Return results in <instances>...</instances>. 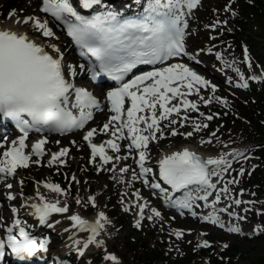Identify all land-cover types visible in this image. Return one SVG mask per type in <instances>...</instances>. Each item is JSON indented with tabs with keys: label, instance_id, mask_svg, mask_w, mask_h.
<instances>
[{
	"label": "rangeland",
	"instance_id": "rangeland-1",
	"mask_svg": "<svg viewBox=\"0 0 264 264\" xmlns=\"http://www.w3.org/2000/svg\"><path fill=\"white\" fill-rule=\"evenodd\" d=\"M23 1L25 0H0V20L15 11L21 20L40 14L38 15L41 16L40 18L51 21L40 10L41 0H37L34 4L28 0L21 3ZM248 1L203 0L193 11L186 32V43L191 53L189 55L192 56L189 64L206 78L208 86L205 90L199 89V95L194 99L198 110L181 111L179 115L171 116L170 120L174 119L177 122L161 124V132L156 135L157 137L162 135L163 138L151 140L147 148L151 162L158 161V156L164 149L174 150L186 146L210 155L234 153L230 162L231 167L226 170L220 189L228 188L226 198L221 199L224 200V205H230L231 209L239 211L240 217L236 219V227L240 229V233H231L201 222L197 217L199 213L202 215L203 211L196 212L197 217L192 213L190 215L193 218L183 217L179 211L163 205L157 194L149 189V185L142 183L138 185L139 190L150 200V204L157 205L161 210L162 221L157 224L146 219L137 227L136 209L131 211L125 206V203L133 198L134 186L132 185L128 195L124 187L110 188L108 181L112 178L109 175L112 166L101 170L98 165L100 161L92 159L91 149L83 139L85 131L94 126L97 127L98 134L96 142L109 138L108 133L101 132V124L96 119L87 129L78 131L70 137L62 138L50 132L45 134L50 140V143L46 144L48 150L69 148L67 159L64 165L53 167L49 166L46 160L39 161L33 157L27 168L18 170L23 186L19 185L17 177L13 179L12 183L17 187V198L11 200L4 197V194L8 193L6 188L0 193L4 206L0 210L3 234L5 228L14 221L11 208H21V195H33L37 181H49L54 178L57 184L68 191L69 200L72 199L73 202L70 211L62 215L50 216L45 224L36 227V234L41 237L48 236L53 240L50 247L47 246L46 254L49 249H55L63 242V238L59 239L58 230L51 227V224L61 219L68 221L69 215L76 207H81L86 215L104 209L116 232L112 244L106 242L97 249L89 251L90 253L85 256L76 252L72 256L65 255L62 257L64 264H113L106 259L109 255L115 256L119 264H256L264 256V195L254 191L255 186L251 182L264 176L263 159L257 154L263 144H259L257 137L250 133L249 122L240 117L237 104L247 100L252 101L258 94H264V59L260 57V48L264 47V27L260 26L264 25V17L260 11L258 16L247 11ZM2 9H8L7 14L3 15ZM57 34L59 35L57 45L64 54L66 66L71 65L76 69V84L100 94L99 91L104 87L97 85L100 89L98 90L97 86L90 85L88 69L83 59L72 49L64 33L58 30ZM217 56L223 63H227L230 69L221 67L215 59ZM81 65L83 68L80 67ZM254 75L258 76L254 77ZM80 78L85 79V82H81ZM245 83L248 85L246 88L242 86ZM213 86L215 92L212 91ZM253 88L256 89V94L250 93ZM201 96L204 100L200 99ZM205 101L209 102L205 104ZM224 101L226 103H223ZM183 116H187L188 119L183 120ZM208 116H212V119H206ZM222 116H227L229 121L224 123L223 120L226 118ZM195 124L208 126L201 127L197 131L194 129ZM212 126L214 127L211 129ZM172 131H176L177 135L173 136ZM189 132L192 133L190 137L186 135ZM3 134L5 131L1 126L0 136ZM32 135L37 136L36 133ZM250 137L256 140L253 141ZM3 152L4 150L0 149V153ZM131 154L136 160L135 153L127 150L122 157ZM135 160L127 164L129 171L135 170L133 168V165H137ZM80 175H82L81 179L78 180ZM229 181L233 182L229 183ZM137 182H140L138 178L135 179V183ZM78 184L83 185L82 194L77 189ZM91 197L96 200L95 207ZM77 200L80 203H77ZM237 200L240 203L235 207ZM17 219L32 226L36 225L29 216L20 215ZM248 226L249 232L254 231L251 235L245 233V228ZM178 228L182 233L180 239L173 236ZM66 232L65 234L68 233ZM113 234L114 232L112 236ZM203 237L207 238L209 241H205L211 245L208 250L199 246L203 244L201 243ZM145 245H149V252L154 253L150 258ZM229 248L232 249L231 254L224 256L222 252Z\"/></svg>",
	"mask_w": 264,
	"mask_h": 264
},
{
	"label": "snow or ice",
	"instance_id": "snow-or-ice-1",
	"mask_svg": "<svg viewBox=\"0 0 264 264\" xmlns=\"http://www.w3.org/2000/svg\"><path fill=\"white\" fill-rule=\"evenodd\" d=\"M200 2L201 0H151L144 9V15L136 19H121L120 14L114 11L98 14L88 19L78 14L72 0H42L40 10L67 26L68 35L81 50V56L86 59L94 58L95 62L88 69L92 77L96 78L103 74L120 83V87L107 92L109 111L113 115L102 127L105 134L109 132L110 126L114 129L111 132L113 139L99 145L93 143V137L97 132L95 128L83 137L88 142L93 160L99 157L104 164L110 163L113 157L106 153L105 145L113 152H119L121 145L116 142L117 140H130L129 148L147 149L150 140L163 138L162 135L160 137L156 135L161 132L160 121L169 120L173 114L179 115L181 106L184 111L198 110L197 104L187 99H182L179 104L169 107L177 97L192 95L195 86H208L206 80L183 64H172L137 75L128 82L123 81L125 76L139 64H164L169 59L184 53L185 29L188 25L182 19L184 15L182 9L186 7L188 11H191ZM100 3L101 0H78L79 6L85 9ZM11 15L14 16L15 13ZM69 18H74L76 23H71ZM30 21H34V29L43 37H54L47 21L41 22L29 17L24 19L23 23L29 24ZM48 47L52 49V53L46 51L45 46L36 43L26 34L0 30V114L14 120L23 133L18 144L14 142L12 147L3 152L0 158V174L14 175L18 168L29 166L31 157L24 150L25 140L30 130L39 132L48 128L64 134L75 129H82L93 118L92 109L100 108L99 102L91 92L75 87L66 78L68 75L76 76L77 72L71 65L65 66V57L60 49L53 44H49ZM219 58L217 56V59ZM80 67L83 68V65ZM149 81L150 83H147ZM242 86L246 88L248 85L245 83ZM212 91H216L214 86ZM73 94L74 102L72 101ZM195 94L199 95V88H196ZM200 99L204 100V97L201 96ZM128 101H130V106L126 108ZM208 102L205 101V104ZM158 110L159 115H157ZM146 111L150 115H138ZM182 119L187 120L188 117L183 116ZM206 119L211 120L212 116ZM169 122L174 124L177 121L173 119ZM141 124L144 125L143 128L139 127ZM207 126V124H195L194 129L199 131L201 127L206 128ZM145 132L149 135H145ZM171 134L175 136L177 132L172 131ZM186 135L190 137L192 133L189 132ZM45 144H47L46 139H40L34 143L31 146L32 153L38 157L43 156ZM0 147L3 145L0 144ZM68 152L69 150L64 148L53 154L48 162L49 166L57 161L63 163L61 157L67 156ZM145 159V151H139L138 163L141 176L151 171L145 168ZM36 162L39 163V161ZM210 166L226 171L231 167V163L224 157L203 160L188 149L176 151L166 155L160 161V179L175 191L197 185L199 190L205 194L196 199L207 201L208 196L212 194L209 190H215L216 187L211 183L210 177L218 175L215 168H210ZM127 170V168L122 169L124 172ZM232 182L229 181V183ZM144 183L147 184L148 181L145 180ZM7 186L12 187L11 184ZM43 187L52 193L66 194L59 185L44 183ZM151 187L160 189L158 183H152ZM222 191L227 193L228 188L225 187ZM38 198L41 203L32 204L31 207L35 210L34 214L41 224L46 223L53 213L68 211L67 206H58L60 203L58 200L55 203L47 202L45 197L39 193ZM9 199H14V197L10 196ZM90 199L95 207L94 198ZM219 201L220 196L217 194L215 203ZM77 203L80 201L77 200ZM192 203L193 197L187 194L185 199L175 201L172 206L191 209ZM235 203L239 205L240 201L237 200ZM206 206L213 207V205ZM220 211H225V209H220ZM143 212L144 206L142 205L140 206L141 219H143ZM153 214L160 216L155 209H153ZM192 214L196 215L194 212ZM70 219L81 231H90L92 234L83 244L84 249L94 243L97 247L102 246L103 242H97L96 237L100 235V230L105 226L101 221L107 222V217L103 212L99 213L94 223H89L79 215H73ZM203 219L221 228L224 227L215 214V210ZM136 226L139 227V223ZM14 229H18L21 239H17V236L13 234ZM6 231V243L0 240V257L3 256L6 246L20 258L31 257L38 250L47 251L48 241H42L38 248L37 241L21 226L19 220H16L13 226L7 228ZM227 231L240 233L238 227L228 228ZM176 236L180 239L182 233L177 232ZM76 243L79 244V241ZM199 246L209 247L210 245L205 241ZM80 254L83 255V252ZM106 259L112 261L113 264H119L113 255L107 256Z\"/></svg>",
	"mask_w": 264,
	"mask_h": 264
},
{
	"label": "bare ground",
	"instance_id": "bare-ground-1",
	"mask_svg": "<svg viewBox=\"0 0 264 264\" xmlns=\"http://www.w3.org/2000/svg\"><path fill=\"white\" fill-rule=\"evenodd\" d=\"M26 1V0H25ZM25 1L21 2V3H25ZM30 1V3L34 4L36 3L37 0H28ZM105 2H107L108 0H104ZM118 2V7L120 8H124L123 4H127L129 3L128 0H115ZM135 2L138 1V0H134ZM72 3L73 5H78V0H72ZM140 3V2H139ZM101 4V3H100ZM142 4V3H141ZM142 6V5H141ZM127 8V7H125ZM102 11H103V14L108 12V11H111L109 8H106V6H102L100 8ZM129 9V8H128ZM183 13H184V16L188 15L191 11H188V9L186 7H184L182 9ZM12 13H15L14 16H12L11 14ZM40 15V14H38ZM36 15L35 17V20H39L41 22H44V21H47L48 23V27L53 31L54 33V37L52 38H45L42 36V34H40L39 32H37L34 27H33V24H34V21H30L29 24H24L23 23V20L19 19V16L17 14V12L15 11H12L7 18L5 19H2L0 20V30H11V31H15V32H18V33H21V34H26L29 36L30 39H33L35 40L36 43L38 44H41L43 46H45V50L46 51H49L50 53H52V49L48 47L49 44H53L55 45L56 47H59L57 45V41H58V38H59V35L57 34L58 32V28L56 27V25L54 23H52V21H49V20H46V19H43V18H40L41 16H38ZM29 18V17H27ZM186 17H184L183 19H185ZM17 21H20V23H17ZM54 54V53H53ZM84 57V56H82ZM215 59L217 60V62L219 63V65L225 69H230V66L227 64V63H223L220 58L217 59V57H215ZM195 60V59H193ZM172 64H183L185 65L186 67H188L189 69H191L192 71H195L197 73V75H199L202 79L205 80V77L200 74L199 72H197L194 67H192L191 65L183 62V61H180V60H176L174 62H168L166 64H164V66L160 67V68H163V67H167L169 65H172ZM75 69V67H73ZM160 68H155L153 70H150V71H154V70H158ZM232 68V67H231ZM146 73V72H145ZM145 73H142L141 75L145 74ZM83 74V73H82ZM258 75H254V77H257ZM81 77V76H80ZM70 82L74 84L75 87L77 88H84L83 86H79L76 84L75 82V76H71L69 78ZM243 80V79H241ZM80 81L81 82H85V79H81L80 78ZM130 81V80H129ZM128 82V81H127ZM147 83H150L147 82ZM87 84H89V82L87 81ZM90 85H94L90 82ZM120 87V86H119ZM141 87H143V85H141ZM99 88V87H97ZM116 88L118 87H110V88H107L106 90H101L99 93L100 94H96V95H93L97 101L99 102V105H100V108L99 109H92V112L93 114L97 113V115H95L94 118H96L97 120H99L98 122L101 124V128L103 127V125L105 123H108L109 120H110V117L113 115V113H111L109 111V108H110V104L107 100V92L108 91H111V90H115ZM196 88H201L200 86H195L194 87V90H196ZM135 90V89H133ZM182 91H185V89H181ZM195 93H193L192 95L190 96H186V97H177L176 99H174L172 101V104L169 105V107L173 106V105H177L180 103V101L182 99H187L189 101H193V98L195 97ZM72 101L74 102V94L72 96ZM130 106V101L126 102V105L125 107H129ZM181 111H184L183 110V107L181 106ZM189 111V110H188ZM138 115H150V113H148L147 111L145 113H138ZM157 115H159V110L157 112ZM173 116H176V114H173ZM171 118V117H170ZM170 118L169 120H162L160 121V125L163 124V123H167V124H170ZM113 124H115L116 122H112ZM1 127V125H0ZM139 127L143 128L144 125H139ZM94 127L92 128H89L84 136L86 135V133L88 131H90L91 129H93ZM96 129V128H95ZM114 129L110 126V129H109V138L108 139H105L104 141L100 142V144L104 143L105 141L109 140V139H113L112 135H111V132L113 131ZM103 132V131H102ZM97 133V132H96ZM104 133V132H103ZM125 134H126V130H125ZM145 135H149L148 132H145L144 133ZM8 136V135H7ZM15 137H12L10 136L11 138L7 139L4 135L0 136V144L3 145V147H1L0 149H3L4 151L8 150L10 147L13 146V143H17L18 144V141L23 137V135H19V134H16L14 135ZM96 137V134L94 135L93 137V140L94 138ZM40 139H45V137H42V136H39V137H34L33 135H28V137L26 138L25 140V144H26V147H25V153L28 154V155H31L33 156L35 159H38L39 161H44L46 160L47 162H49V160L51 159V156L55 153H58L60 152L62 149L64 148H67L69 150L68 147H60L59 149L57 150H53V151H50L47 149V146L46 144L44 145V155L43 156H36L32 153L31 151V146L36 143L37 141H39ZM92 140V141H93ZM85 141V140H84ZM87 142V141H86ZM118 144L121 145V147H123L126 142H127V150H129L130 153H135V159L132 158V154L129 155L128 157L123 158V157H120V152H113L111 149H108L107 146L105 145L106 147V153L110 156L113 157L112 161L108 164H104L101 160L100 162V168H105V167H110L112 166V170L109 171V175L112 176V178L109 179V187L112 188V187H124V190H128L132 187L133 183H135V179L139 178V179H142V180H148L149 177L151 179V183H148L151 187V184L154 182V178L155 176L157 175L156 171L160 165V161L166 156V155H170L172 154L173 152H176V151H181L182 149H188L190 151H193L197 154H199L202 158H204L205 160L206 159H219L221 157H224L226 158L229 162H231V160L233 159L234 157V153L232 152H227L225 154H221V155H210L206 152H202V151H199L198 149L194 148V147H191V146H186V147H181L179 149H164L161 151V153L159 154L158 156V161L156 162H149V161H144V166L145 168H148L150 169L151 171H149L148 173H146L145 175L141 176L140 175V167H139V151H145V153L147 152L146 149H140V150H137L135 148H129V145L131 144V141L128 140V139H125V140H117L116 141ZM125 148V147H124ZM69 153V152H68ZM2 154L3 153H0V158H2ZM117 155V156H116ZM68 156V155H67ZM67 156L65 157H61V160L63 161V163H60V161H57L56 163L52 164L51 166H62L64 165V162L66 161L67 159ZM117 157H119V159H117ZM135 160V162L137 163V165H133V168L135 169L134 171H129L127 170L126 172L122 171V169L124 168H127V164L128 163H131ZM31 162V161H30ZM30 162H29V165H30ZM239 162V161H238ZM211 168H215V170L217 171L218 175H215V176H211L210 177V181L211 183L215 184V190H209L212 192V194L210 196H208V200L205 201V200H201V199H196V197L198 196H202L204 195L205 193L203 191H200V192H195V191H188L184 196H179V197H176L174 200H172L171 202H174L177 201V200H183L186 198V195L187 194H190L192 197H193V203H192V207H195L196 203L199 202L200 206L201 207H205L204 210V217L208 216L210 213H212L214 210H215V214L219 217V221L220 223H222L221 221V218L224 217V211H220L219 209V206L217 203H215L216 201V196L217 194H219L220 196V200L221 199H225L226 198V194L227 193H224L222 191V189H220V183L223 182L224 180V177H225V174H226V171L222 170V168H216V166H211ZM19 170V168L17 169ZM152 173H154V175L150 176ZM81 176L80 175L78 177V180L81 179ZM17 177L18 179V183L19 185H21V177L18 176V172L16 171V173L14 175H3V174H0V193L2 192V190L4 188H6L8 191V193H5L4 194V197H7L9 198L10 196L11 197H14V199H11V200H15L18 196V193H17V187H15V185L12 183L13 182V179ZM126 177V178H125ZM54 178H51V180L49 181H37L36 183V186H35V192L33 195H25V194H22L20 197V200H21V204H20V207L21 208H17V207H13L11 208V213L12 215L14 216V221L12 222V224H10L7 228L9 227H12L14 222L16 220H19L21 221L20 219H17V216H29L31 217V219L34 221V223L36 225H30L28 223H25V222H21V226L25 228V230L29 233V235L35 239L37 241V247L39 248V244L44 241V240H47L48 241V244L47 246L50 247L49 245L52 243V239L50 240L48 236L46 237H41L39 236V234H36V227L39 226V225H43L39 222L38 220V217L34 214L35 210L31 207L32 204H40L41 201L39 200L38 198V193L39 195H43L45 197V200L47 202H52V203H55L57 200L60 202L58 204L59 207H64V206H67L68 208V211H70V206L72 205V199L69 200V193L67 190H65L62 186H60L59 184H57V182H55L53 180ZM5 180V182H3ZM129 181H134L133 183H130ZM126 182V183H125ZM44 183H51V184H55V185H59L61 187L62 190H64V192L66 193L65 195H59V194H56V193H52L50 192L48 189H45L43 187V184ZM8 184H11L12 187L9 188L7 185ZM127 184V185H126ZM23 186V185H21ZM77 189L79 191L80 194H82V191H83V185L82 184H78L77 185ZM151 191L153 192H157L158 189H153L151 187ZM161 190V188L159 189ZM157 196L159 197V201L167 206L169 203H170V197L168 195V192L167 190H163V191H160L158 193H156ZM139 197V198H138ZM91 198H94V197H91ZM96 202V200H95ZM150 200L148 198H146L144 196V194L141 192V191H136L134 193V197L133 199L129 200L128 203H126V206L127 207H132V208H136L137 209V218H139V222L144 220L145 218H148L151 220V222H154V223H157V224H160L161 223V211L160 209L157 207V206H154V205H150ZM144 206V212H143V219H141V215H140V206ZM206 205H213V207H208ZM191 207V208H192ZM0 208L2 209V205L0 206ZM173 209H176L178 210L181 215L184 217V212H181L180 210H183L181 208H178V207H171ZM21 209V210H20ZM22 209H24L23 213H22ZM153 209H155L156 211H158L160 213V216H155L153 214ZM15 210V211H13ZM67 211V212H68ZM103 212L104 215L107 217V222H104V221H101L102 223H104V228L100 230V235L96 237V241L97 242H100L102 241L103 244H105L107 242V244H112V240L116 237V232L113 230V227H112V224L110 223V220L108 218V214L107 212L104 210V209H99L97 210L96 212L90 214V215H86L83 213V210L81 209V207H76L72 212L71 214L69 215L70 217L73 216V215H79L82 219L88 221L89 223H94L98 217H99V213ZM54 213L51 215L53 216ZM236 215V214H235ZM231 216L230 217V220H231V224L226 226L225 229L227 230L228 228H231V227H236L237 224L234 220V217L236 216ZM70 217L68 218V221H65V220H58L57 222L51 224V227H54L55 229L58 230V234H59V239H62L63 242L61 244H59V246L55 249H49V251L47 252L48 255H51V257L53 258V262L51 264H64V260H62V257L67 255V256H72V254L74 252L76 253H81L83 252V255L82 256H85L87 254H89L91 250H95L97 249L98 247L96 246V244H90L89 247L87 249H84L83 248V244L85 242H87V240L89 239V237L92 235L90 231H81L77 226H74V222L70 219ZM203 223H206V221L203 219L202 220ZM209 223V222H207ZM45 224V223H44ZM192 224V223H191ZM110 225V226H109ZM216 227H218V225H214ZM5 228V231H4V237L5 239L7 240V231ZM69 229V230H68ZM68 230V231H67ZM68 233H67V232ZM65 232L67 234H65ZM112 232H114L113 236H112ZM177 232H181L180 229H177L176 233ZM175 233V235H176ZM13 234L17 236V239H21L19 237V232H18V229H14L13 231ZM79 241V244H77L76 242ZM205 242V238L201 239V243H204ZM46 253H43V250H38L34 255L33 257H39L42 259V257L44 256H47ZM28 259V261H32V259L30 257H25L24 260L22 262H25L26 260L25 259ZM21 259L20 257H18L17 261H21L19 260ZM44 260V259H43ZM20 262H18L19 264ZM26 263V262H25ZM49 264V262H47Z\"/></svg>",
	"mask_w": 264,
	"mask_h": 264
},
{
	"label": "trees",
	"instance_id": "trees-1",
	"mask_svg": "<svg viewBox=\"0 0 264 264\" xmlns=\"http://www.w3.org/2000/svg\"><path fill=\"white\" fill-rule=\"evenodd\" d=\"M249 3L246 4V10L249 12H252L256 14L257 16L259 15V11L262 17H264V2L263 0H249ZM260 27H264L263 24H261ZM260 57L264 59V47L260 48ZM250 93L256 94L257 91L256 89L250 90ZM237 108L240 113V117L244 118L246 121L249 122V128H250V133L252 135H255L254 137H257L259 144H263L260 147V151H258V154L260 157L263 159V164H264V94L261 95L258 94L256 98H253L252 101L247 100L244 102H239L237 104ZM223 115V113H220ZM226 118L224 121L227 122L229 119H227V116H222V118ZM240 118V119H242ZM236 119V118H235ZM233 122V121H232ZM214 126H212L213 128ZM254 137H250L253 141L256 139ZM254 186L255 189L258 191H261V193L264 194V176L258 177L257 179H254L251 182ZM149 245H145L147 251L148 258L152 257L154 255L153 252H149ZM232 249H228L224 255L229 256L231 254ZM256 264H264V256L261 257Z\"/></svg>",
	"mask_w": 264,
	"mask_h": 264
}]
</instances>
